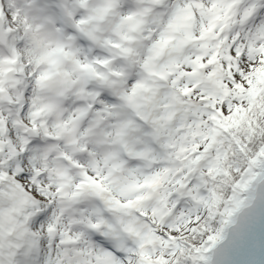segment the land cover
Listing matches in <instances>:
<instances>
[{
    "label": "snow or ice",
    "instance_id": "obj_1",
    "mask_svg": "<svg viewBox=\"0 0 264 264\" xmlns=\"http://www.w3.org/2000/svg\"><path fill=\"white\" fill-rule=\"evenodd\" d=\"M258 185L264 0H0V264H206Z\"/></svg>",
    "mask_w": 264,
    "mask_h": 264
},
{
    "label": "water",
    "instance_id": "obj_2",
    "mask_svg": "<svg viewBox=\"0 0 264 264\" xmlns=\"http://www.w3.org/2000/svg\"><path fill=\"white\" fill-rule=\"evenodd\" d=\"M250 199L207 254L206 264H264V185H258Z\"/></svg>",
    "mask_w": 264,
    "mask_h": 264
},
{
    "label": "trees",
    "instance_id": "obj_3",
    "mask_svg": "<svg viewBox=\"0 0 264 264\" xmlns=\"http://www.w3.org/2000/svg\"><path fill=\"white\" fill-rule=\"evenodd\" d=\"M213 228L214 229L217 228V222L216 221L213 223Z\"/></svg>",
    "mask_w": 264,
    "mask_h": 264
},
{
    "label": "rangeland",
    "instance_id": "obj_4",
    "mask_svg": "<svg viewBox=\"0 0 264 264\" xmlns=\"http://www.w3.org/2000/svg\"><path fill=\"white\" fill-rule=\"evenodd\" d=\"M218 220H219V217L215 220V221L217 222V227H218ZM215 221H214V222H215ZM214 222H213V223H214Z\"/></svg>",
    "mask_w": 264,
    "mask_h": 264
}]
</instances>
